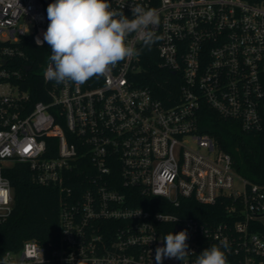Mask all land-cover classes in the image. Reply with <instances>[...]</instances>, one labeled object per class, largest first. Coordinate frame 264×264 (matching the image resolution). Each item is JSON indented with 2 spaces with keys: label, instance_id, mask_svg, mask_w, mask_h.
Here are the masks:
<instances>
[{
  "label": "built area",
  "instance_id": "2783aa9c",
  "mask_svg": "<svg viewBox=\"0 0 264 264\" xmlns=\"http://www.w3.org/2000/svg\"><path fill=\"white\" fill-rule=\"evenodd\" d=\"M53 2L0 0V180L8 182L0 222L14 210L5 172L27 164L35 183L60 192L59 245L27 241L0 264H156L161 238L182 230L190 255L163 264H195L224 241L227 264H264V233L251 230L264 223V184L239 174L200 128L209 109L246 134H264V0H108L129 19L132 3L154 9L159 23L150 30L160 39L148 50L130 34L141 55L82 85L47 80L49 58L27 54L30 42L45 46L36 40ZM153 61L174 77L169 104L142 86ZM34 65L43 68L48 102L33 103L23 88ZM192 202L220 204L225 218L187 216Z\"/></svg>",
  "mask_w": 264,
  "mask_h": 264
},
{
  "label": "clouds",
  "instance_id": "9594fccd",
  "mask_svg": "<svg viewBox=\"0 0 264 264\" xmlns=\"http://www.w3.org/2000/svg\"><path fill=\"white\" fill-rule=\"evenodd\" d=\"M131 13L129 19L122 11L112 9L108 0H54L47 7L50 22L43 41L36 40L37 45L46 42L51 49L45 78L57 84L82 85L94 76L107 75L118 62L141 55L142 48L126 42L133 33L144 48L151 50L160 39L150 30L159 23L157 12L132 3ZM7 183L0 180V187ZM161 239L163 246L155 250L156 264H163L165 258L184 261L190 255L187 230L168 233ZM222 247L224 250L217 245L205 248L195 264H227V241Z\"/></svg>",
  "mask_w": 264,
  "mask_h": 264
},
{
  "label": "trees",
  "instance_id": "16d2710c",
  "mask_svg": "<svg viewBox=\"0 0 264 264\" xmlns=\"http://www.w3.org/2000/svg\"><path fill=\"white\" fill-rule=\"evenodd\" d=\"M26 50L31 62L39 60L43 64L51 56L47 43L38 48L30 42ZM156 65V61H153V66L146 72L147 81L142 86L154 89L169 104V97L173 90H177V86L173 75L158 69ZM34 69L23 88L30 92L33 103L48 102L44 91L45 82L41 76L43 68L34 65ZM200 128L202 133L213 136L225 152L232 155L239 174L254 183L264 184V134H246L238 123L225 120L209 109H204ZM55 144V138H50L49 148L52 149ZM49 154L55 156L56 148ZM5 175L12 183L14 210L8 219L0 222V257L6 252L21 250L27 241H36L45 248L50 245L58 246L61 201L58 188L35 183L29 165L19 162L8 168ZM183 212L201 221H221L226 215L220 204L212 206L193 202ZM251 228L252 232L264 233L262 222H254Z\"/></svg>",
  "mask_w": 264,
  "mask_h": 264
},
{
  "label": "rangeland",
  "instance_id": "374dc122",
  "mask_svg": "<svg viewBox=\"0 0 264 264\" xmlns=\"http://www.w3.org/2000/svg\"><path fill=\"white\" fill-rule=\"evenodd\" d=\"M236 189H239L241 190L242 189V186H241V183L239 181L236 182Z\"/></svg>",
  "mask_w": 264,
  "mask_h": 264
}]
</instances>
